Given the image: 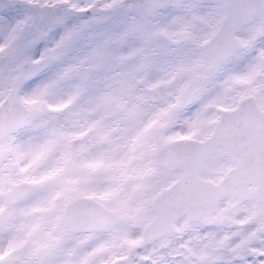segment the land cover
<instances>
[{
	"label": "snow or ice",
	"instance_id": "obj_1",
	"mask_svg": "<svg viewBox=\"0 0 264 264\" xmlns=\"http://www.w3.org/2000/svg\"><path fill=\"white\" fill-rule=\"evenodd\" d=\"M0 264H264V0H0Z\"/></svg>",
	"mask_w": 264,
	"mask_h": 264
}]
</instances>
